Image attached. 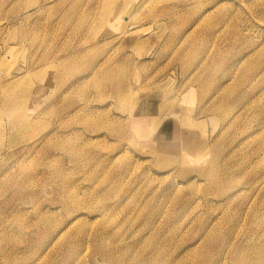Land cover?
<instances>
[{
    "label": "rangeland",
    "instance_id": "obj_1",
    "mask_svg": "<svg viewBox=\"0 0 264 264\" xmlns=\"http://www.w3.org/2000/svg\"><path fill=\"white\" fill-rule=\"evenodd\" d=\"M263 260L264 0H0V264Z\"/></svg>",
    "mask_w": 264,
    "mask_h": 264
},
{
    "label": "bare ground",
    "instance_id": "obj_2",
    "mask_svg": "<svg viewBox=\"0 0 264 264\" xmlns=\"http://www.w3.org/2000/svg\"><path fill=\"white\" fill-rule=\"evenodd\" d=\"M144 120H145V119H144ZM154 120H155V119H154ZM154 120H153V121H154ZM145 121H146V120H145ZM114 247H115V246H114ZM116 256H117V255H116ZM263 261H264V260H263Z\"/></svg>",
    "mask_w": 264,
    "mask_h": 264
}]
</instances>
